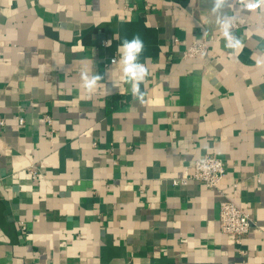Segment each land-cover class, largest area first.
Returning <instances> with one entry per match:
<instances>
[{"label": "crops", "instance_id": "crops-1", "mask_svg": "<svg viewBox=\"0 0 264 264\" xmlns=\"http://www.w3.org/2000/svg\"><path fill=\"white\" fill-rule=\"evenodd\" d=\"M0 119V264H264L262 0H0Z\"/></svg>", "mask_w": 264, "mask_h": 264}, {"label": "built area", "instance_id": "built-area-1", "mask_svg": "<svg viewBox=\"0 0 264 264\" xmlns=\"http://www.w3.org/2000/svg\"><path fill=\"white\" fill-rule=\"evenodd\" d=\"M207 49L206 40L195 41L186 48L184 55L189 57L203 55L207 52ZM116 60L117 57L111 58V62H116ZM46 119L51 123L52 119L49 116H46ZM19 122L24 123V118L20 117ZM0 123H4V120L0 119ZM225 173L226 165L224 160L207 155L195 160L190 174L182 178H175L173 182L175 184H187L190 180H196L204 182L207 186L215 188L222 195H225L223 189L219 186ZM252 226L253 221L250 214L244 208L227 197L220 201V227L224 233L232 235L236 242H240L241 238L251 230Z\"/></svg>", "mask_w": 264, "mask_h": 264}, {"label": "clouds", "instance_id": "clouds-1", "mask_svg": "<svg viewBox=\"0 0 264 264\" xmlns=\"http://www.w3.org/2000/svg\"><path fill=\"white\" fill-rule=\"evenodd\" d=\"M264 2V0H262ZM145 45L143 40L137 34L135 35L131 41L125 39L123 44L120 46V50L122 52V57L124 63L126 65L124 71L125 74L130 75L132 77H140L147 75V68L143 66H138L133 61L136 60L137 55L144 51ZM101 77L99 75L94 76L91 81H87V86L92 87L97 80H100Z\"/></svg>", "mask_w": 264, "mask_h": 264}]
</instances>
